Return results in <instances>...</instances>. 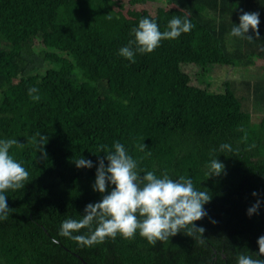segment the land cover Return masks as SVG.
I'll list each match as a JSON object with an SVG mask.
<instances>
[{
  "label": "trees",
  "instance_id": "obj_1",
  "mask_svg": "<svg viewBox=\"0 0 264 264\" xmlns=\"http://www.w3.org/2000/svg\"><path fill=\"white\" fill-rule=\"evenodd\" d=\"M157 1L127 0L132 6ZM167 1L173 5L152 14L129 8L130 18L115 22L103 7L109 0H0V139L23 143L9 152L29 172L24 188L4 193L10 210L0 219V264L257 258L264 235V115L254 121L252 109L264 105V78L242 79L240 87L232 75L264 58V0ZM241 10L260 14V36L252 41L230 36ZM144 17L162 32L173 17L194 27L151 53H137L133 63L119 49L134 39L131 30ZM32 87L39 101L29 96ZM116 142L138 171L185 176L212 196L207 215L195 222L205 229L203 243L186 230L155 246L138 232L131 240L118 234L92 246L59 234L62 221L82 219L86 205L101 199L92 187L96 164ZM225 143L231 150L222 153ZM82 157L94 166L77 168L74 161ZM215 158L225 170L208 177ZM257 199L258 214L249 216ZM88 234L84 228L73 236Z\"/></svg>",
  "mask_w": 264,
  "mask_h": 264
},
{
  "label": "clouds",
  "instance_id": "obj_2",
  "mask_svg": "<svg viewBox=\"0 0 264 264\" xmlns=\"http://www.w3.org/2000/svg\"><path fill=\"white\" fill-rule=\"evenodd\" d=\"M241 11L239 23L231 28L230 36L252 41L254 37L260 36V14ZM193 27L188 18L173 17L167 24L168 30L162 32L155 20L141 18L138 26L131 30L134 39L119 49V55L134 63L137 53H151L160 46L161 41L177 39ZM250 29L254 36L248 34ZM37 92L35 87L28 90L34 101L40 99L34 95ZM14 145L23 147V143L17 139H0V219H7L10 210L4 193L24 188L29 179V172L9 152ZM113 148L114 151H107L99 157L96 164L92 187L93 191L101 194V199L86 205L82 219L62 221L59 234L73 238L81 245L92 246L104 242L106 238L115 239L118 234L131 240L138 232L150 245L155 246L157 242L168 241L186 230L183 232L185 235L203 243L205 229L198 227L195 222L207 215L204 205L210 202L212 196L207 191L197 190L192 180L185 176L173 180L167 173L158 177L153 171H138L137 161L128 154L123 144L116 142ZM138 148L144 151L147 146L143 143ZM220 150L222 153L224 150L230 151L231 146L221 144ZM46 155L42 147V156ZM74 163L77 168L94 166L92 160L84 157ZM224 170L225 165L215 158L210 162L207 175L219 176ZM252 195L257 196L258 193L253 192ZM260 205L261 201L257 199L247 209V214H258ZM211 222L216 223L215 220ZM84 228L89 230L88 235L73 236L74 232ZM257 243V258L240 254L236 264H264V235L258 238Z\"/></svg>",
  "mask_w": 264,
  "mask_h": 264
},
{
  "label": "rangeland",
  "instance_id": "obj_3",
  "mask_svg": "<svg viewBox=\"0 0 264 264\" xmlns=\"http://www.w3.org/2000/svg\"><path fill=\"white\" fill-rule=\"evenodd\" d=\"M111 1L110 7L107 3H103V7L108 10V12L115 14V19L112 21L120 22L122 20H127L130 18L127 14V10L129 8H137V9H147L151 14L154 13L157 6L169 7L173 4L168 2L167 0H158L157 2H146L141 4H136L134 6L130 5L127 0H109ZM101 28L107 32L108 24H104L102 21L98 22ZM98 26V27H99ZM221 73V71L219 72ZM230 73V72H228ZM233 78L236 79L237 84L241 87V80H254L256 78H264V58H254V62L247 66H242L238 72L233 73ZM264 115V105H262L261 110H254L252 109V118L253 120H258L261 116Z\"/></svg>",
  "mask_w": 264,
  "mask_h": 264
}]
</instances>
